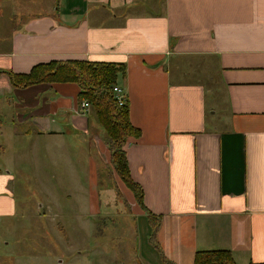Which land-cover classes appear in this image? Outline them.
<instances>
[{"label": "crops", "instance_id": "crops-1", "mask_svg": "<svg viewBox=\"0 0 264 264\" xmlns=\"http://www.w3.org/2000/svg\"><path fill=\"white\" fill-rule=\"evenodd\" d=\"M52 9L11 22L0 40V219L17 215L18 148L45 153L43 168L56 166L54 155L60 168H84L89 216L99 203L92 172L113 168L78 84L18 88L9 72L53 60L123 63L118 85L141 131L124 146L130 174L160 216L147 264H194L209 250L263 263L264 0H57Z\"/></svg>", "mask_w": 264, "mask_h": 264}, {"label": "rangeland", "instance_id": "rangeland-1", "mask_svg": "<svg viewBox=\"0 0 264 264\" xmlns=\"http://www.w3.org/2000/svg\"><path fill=\"white\" fill-rule=\"evenodd\" d=\"M82 2L58 0L62 8L80 6ZM56 3L57 0H0V40L5 35L8 37L9 28L13 27L11 22L14 27H20L27 17L53 12ZM158 8L150 7L149 11L155 13ZM2 47L5 44H0ZM99 128L101 137L106 138L104 128L101 125ZM2 139L0 136L3 143ZM18 150L13 157L15 163L22 159L23 166L11 168L18 211L10 219H0V264H147L146 260L152 261L151 248L158 250L152 223L144 213L133 211V192L111 165L92 172L99 203L96 214L89 216L84 212L88 208L86 194L79 187L84 184V168H60L57 155L50 157L56 166L43 168L47 163L45 153L35 156L32 146L27 151ZM4 256L7 260H2Z\"/></svg>", "mask_w": 264, "mask_h": 264}, {"label": "trees", "instance_id": "trees-1", "mask_svg": "<svg viewBox=\"0 0 264 264\" xmlns=\"http://www.w3.org/2000/svg\"><path fill=\"white\" fill-rule=\"evenodd\" d=\"M126 72L123 63L97 62L90 60H53L35 65L28 73L9 72L12 84L18 88L49 83H76L80 86V101L86 99L96 113L106 133V142L111 152L115 173L133 192L137 203L147 212L152 223L155 238L160 216L150 212L143 203V188L130 174L124 149L128 138L140 136L141 131L130 120L128 102L121 106L114 94V87ZM154 245L158 244L154 239ZM173 264V263H171ZM194 264H237L230 251H198ZM250 264H264L250 263Z\"/></svg>", "mask_w": 264, "mask_h": 264}, {"label": "built area", "instance_id": "built-area-1", "mask_svg": "<svg viewBox=\"0 0 264 264\" xmlns=\"http://www.w3.org/2000/svg\"><path fill=\"white\" fill-rule=\"evenodd\" d=\"M114 94H115V98L117 99V102L119 103V105L123 106L127 103V94L121 86L116 85L114 87ZM90 107L91 105L88 102V100L84 99L82 102V108L86 110V109H89Z\"/></svg>", "mask_w": 264, "mask_h": 264}]
</instances>
